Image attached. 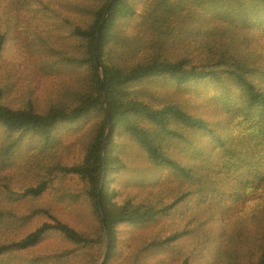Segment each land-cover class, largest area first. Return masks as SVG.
Returning a JSON list of instances; mask_svg holds the SVG:
<instances>
[{
    "label": "trees",
    "instance_id": "1",
    "mask_svg": "<svg viewBox=\"0 0 264 264\" xmlns=\"http://www.w3.org/2000/svg\"><path fill=\"white\" fill-rule=\"evenodd\" d=\"M109 1L0 22V264H98L99 194L103 264H264V0H115L103 95Z\"/></svg>",
    "mask_w": 264,
    "mask_h": 264
},
{
    "label": "rangeland",
    "instance_id": "2",
    "mask_svg": "<svg viewBox=\"0 0 264 264\" xmlns=\"http://www.w3.org/2000/svg\"><path fill=\"white\" fill-rule=\"evenodd\" d=\"M51 1V0H49ZM48 4V0H0V22H8V20L15 14V7H19L23 15L27 18L35 15L38 20L37 22L34 20H30V24L25 28V32L33 37L36 33L40 36L47 35L45 31V20L48 14V10L45 9V5ZM46 32V33H45ZM2 68L3 71L9 72L13 71L19 77H27L26 72V64H27V54H24L21 57L15 55L13 49L5 48L2 56ZM16 69V71H15ZM39 86L45 85L43 81H36L35 82ZM25 90L23 88V84L21 80L16 82L15 87L10 92V101L12 104L18 106L21 104L22 98L25 99ZM45 95V93H44ZM264 197V194H263ZM256 201H245L239 203L238 205H234L230 210V216L232 217H243L249 219L251 216L252 211L255 208Z\"/></svg>",
    "mask_w": 264,
    "mask_h": 264
},
{
    "label": "water",
    "instance_id": "3",
    "mask_svg": "<svg viewBox=\"0 0 264 264\" xmlns=\"http://www.w3.org/2000/svg\"><path fill=\"white\" fill-rule=\"evenodd\" d=\"M115 0H110L103 12V16H102V19H101V22L100 24L98 25V29H97V37H96V41H95V46H94V50H93V55H94V59H95V63H96V68L98 70V73L101 77V83H100V89L103 93V95H105V89H104V83H103V72H102V67L99 63V60H98V49H99V43H100V40H101V30H102V25L105 23L106 19H107V16H108V13H109V10L112 6V4L114 3ZM105 107L106 104H105ZM107 109V108H106ZM108 126H107V132L105 134V137H104V141H103V148L105 146V143L107 141V138H108V134H109V131H110V128H111V118H110V115H109V111H108ZM99 194V192H98ZM98 203H99V208H100V213H101V218H102V224H103V228H104V231H105V236H106V246H105V249H104V252L98 262V264H103L107 255H108V251H109V246H110V234H109V230H108V225L106 223V216H105V212H104V209H103V205H102V199H101V195L99 194V198H98Z\"/></svg>",
    "mask_w": 264,
    "mask_h": 264
}]
</instances>
